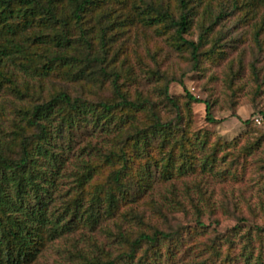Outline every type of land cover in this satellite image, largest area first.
<instances>
[{
  "label": "trees",
  "instance_id": "trees-1",
  "mask_svg": "<svg viewBox=\"0 0 264 264\" xmlns=\"http://www.w3.org/2000/svg\"><path fill=\"white\" fill-rule=\"evenodd\" d=\"M201 5L205 7V19L200 23L199 40L187 39L185 34L190 32ZM237 10H264V0H0V88L8 85L20 99L29 92L28 85H21L23 81L43 83L60 75L72 81L110 78L113 91L110 98L91 100L68 89L56 90L48 99L24 110L26 124L12 136L16 149L7 147L0 136V264H34L47 244L83 225L96 228L106 215L118 209L115 189L127 196L131 188L126 181L128 174L147 181L146 176L152 177V168H159V162H163L165 180L193 173L197 168L213 170L219 148L210 145L207 132L190 134L183 125L180 104L169 93V84L164 86V100L177 115L164 120L149 99L131 97L120 81L121 73L111 67L115 59L109 55L118 38L132 28L156 26L160 34L173 29L174 45L190 50L198 65L205 54L202 47L215 25L229 11ZM262 30L255 32L257 41ZM219 40L215 38L214 46ZM186 96L187 106L203 103L207 120L217 121L208 99L189 92ZM147 108L150 122L134 128V120H129L134 116L131 112ZM96 133L111 137L120 148L102 152L92 145ZM153 150L163 156L159 159ZM99 154L116 165L109 176L115 187L104 193V188L97 185L87 200V185L101 166L91 159ZM140 155H148L149 160L134 174L131 164ZM72 158L67 176L73 187L62 193L58 190L59 179ZM193 206L197 224L206 228L201 219L203 209L199 204ZM175 232L155 230L151 234L141 232L135 239L122 237L127 247L115 257L92 258L82 250L79 256L82 264H166L179 250ZM139 249L143 250L141 254ZM210 250L218 252L214 244ZM252 255L253 251L249 252L245 260L250 261ZM227 262L235 264L232 258ZM254 264H262L261 259L258 257Z\"/></svg>",
  "mask_w": 264,
  "mask_h": 264
},
{
  "label": "rangeland",
  "instance_id": "rangeland-1",
  "mask_svg": "<svg viewBox=\"0 0 264 264\" xmlns=\"http://www.w3.org/2000/svg\"><path fill=\"white\" fill-rule=\"evenodd\" d=\"M204 9V5L196 9L191 30L185 34L187 39L199 40ZM263 20L264 10L229 11L202 47L205 54L198 65L194 64L190 50L174 45L173 29L160 34L156 26H136L118 38L109 58L115 59L111 67L121 73L120 81L131 97L149 99L164 120L173 119L177 113L164 100V86L168 83L170 95L180 104L183 125L191 135L209 133L210 145L219 148L217 162L212 171L197 168L193 173L166 180L161 173L163 162H159V168L152 166L153 174L151 178L146 176L147 181L140 175L129 177L128 174L126 181L131 188L126 197L115 189L119 205L114 214L106 215L94 229L83 225L47 244L34 264H82L80 250L92 258L115 257L127 247L122 237L135 239L141 232L151 234L155 230L176 231L178 235L175 242L179 241V250L174 260L166 264H231L227 262L230 258L235 264H254L258 257L264 264ZM260 28L263 30L257 41L254 35ZM216 37L220 40L214 46ZM208 50L213 52L207 54ZM21 85H28L29 92L20 99L8 85L0 88V136L12 148H15L11 143L13 133L26 124L24 110L48 99L54 91L68 89L91 100L113 96L110 78L85 77L72 81L59 75L43 83L23 81ZM187 92L208 99L217 121L207 120L205 104L187 106ZM131 113L134 116L129 120H134V128L145 127L150 122L149 108ZM246 120L250 123L246 124ZM91 141L104 153L120 148L111 137L101 133H96ZM152 154L159 159L163 156L157 150ZM91 160L101 166L87 185V200L97 185L104 188V193L115 187L109 176L116 165L107 163L103 154ZM133 160L131 169L137 174L138 166L147 165L149 159L148 155H140ZM72 161L73 158L59 179L58 190L62 193L73 187L67 176ZM134 195L137 196L133 199ZM106 203L104 198L103 205ZM194 204L203 209L201 219L206 228L197 224ZM257 226L263 229L258 230ZM212 244L218 251L215 254L213 250L208 252ZM165 251L166 248L163 254ZM252 251L251 260L246 261L245 255ZM142 252L139 249L138 253Z\"/></svg>",
  "mask_w": 264,
  "mask_h": 264
}]
</instances>
